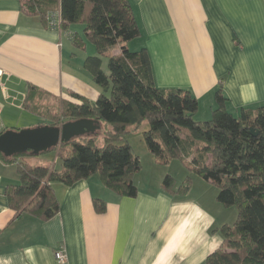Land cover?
<instances>
[{"label":"crops","instance_id":"obj_1","mask_svg":"<svg viewBox=\"0 0 264 264\" xmlns=\"http://www.w3.org/2000/svg\"><path fill=\"white\" fill-rule=\"evenodd\" d=\"M128 1L140 35L126 48L148 51L159 89L186 90L198 100L199 122L211 119L220 88L233 115L264 106V0ZM75 28L83 29L47 27L23 11L22 0H0V114L6 131L48 125L27 107L33 96L98 99L101 89L84 67L97 50L91 44L95 50L88 52V43L80 54L68 36L82 35ZM54 156H32L40 161L34 166L61 167ZM138 156L146 162L134 177L135 197L117 195L99 175L70 187L54 184L61 208L48 221L30 214L15 218L6 190L20 178L14 164L0 159V264H62L57 251L65 252L66 264H206L222 246L219 231L226 225L218 194L207 193L214 187L178 160L163 165L152 153ZM149 171L157 178L144 176ZM188 174L192 186L183 195L177 186ZM167 175L175 181L172 192L163 186ZM95 200L106 203L104 213L95 211Z\"/></svg>","mask_w":264,"mask_h":264},{"label":"trees","instance_id":"obj_2","mask_svg":"<svg viewBox=\"0 0 264 264\" xmlns=\"http://www.w3.org/2000/svg\"><path fill=\"white\" fill-rule=\"evenodd\" d=\"M22 4L26 14L47 27L66 32L83 27L84 39L73 33L68 36L82 50L88 43L95 46L97 55L87 57L84 67L101 89L96 101L73 93L77 102L60 100L54 113L46 103L32 102L37 100L33 94L27 107L54 127L98 120L103 145H98L101 130L61 143L49 151L61 161L60 168L29 164L25 159L30 153L11 158L0 153L2 161L16 166L20 178L19 185L6 190L15 218L30 214L42 221L52 219L61 208L54 184L70 187L94 175L117 195L135 197L134 177L142 161L128 136L131 128L148 122L144 139L161 164L180 161L190 174L218 189L217 201L224 208L238 210L234 226L221 227L222 246L208 256L206 264H264V106L243 108L235 116L228 111V99L220 88L211 119L199 122L198 100L186 90L159 89L148 51L134 53L126 48L140 35L128 0H22ZM118 46L120 54L113 55ZM103 59L108 61V72ZM163 186L172 192L173 177L167 175ZM191 186L190 175L180 190L188 192ZM94 209L102 214L107 205L95 200Z\"/></svg>","mask_w":264,"mask_h":264},{"label":"water","instance_id":"obj_3","mask_svg":"<svg viewBox=\"0 0 264 264\" xmlns=\"http://www.w3.org/2000/svg\"><path fill=\"white\" fill-rule=\"evenodd\" d=\"M102 128L100 121L81 119L60 127L37 126L23 130H7L0 135V153L6 158L30 153L39 156L74 139L93 135Z\"/></svg>","mask_w":264,"mask_h":264},{"label":"rangeland","instance_id":"obj_4","mask_svg":"<svg viewBox=\"0 0 264 264\" xmlns=\"http://www.w3.org/2000/svg\"><path fill=\"white\" fill-rule=\"evenodd\" d=\"M76 31H78L80 34H82L81 36H83V29L81 30V28H75ZM89 47H90V50H88V52H91L92 50L94 51L95 48L89 44ZM86 51V50H85ZM79 52L80 54H83L84 51L82 49L79 48ZM104 60V59H103ZM104 65H103V68L106 72H108V61L105 59L104 60ZM40 99V97H39ZM37 100L36 99H33L32 102H36ZM40 101L46 103L45 105L48 106V108H51L52 109V112L54 113L55 112V108L56 107H60V100H55V99H50V98H41ZM38 103V101H37ZM41 106V104H40ZM45 107V106H44ZM256 110V109H255ZM235 116H238V114H235ZM35 128V127H34ZM20 130H23V129H20ZM149 131V125L148 124H142L140 127H138L137 129L133 130L131 132V137H130V142L131 144L135 147L134 151H138L136 154L137 155H140L141 156V153L144 154V152L146 153H151L147 147V144L145 142V139H144V133ZM102 133V131L100 132ZM102 134L100 136V139L98 141V145L102 146L103 145V140H102ZM133 147V148H134ZM141 152V153H140ZM55 155V152H48V153H45V154H42V155H39V156H34V157H37V159H47V160H53L55 158L56 160V157L54 156ZM154 156V155H153ZM29 158H27V162L32 164V165H35V164H38L40 161L37 160L36 158H33L32 156H28ZM156 158V156H154ZM143 161V159H141ZM143 162H146V161H143ZM59 163H61V161L59 160ZM43 164V163H42ZM58 168H60V165H58ZM144 176H148L149 178H157V173L155 171H152V172H147ZM188 176H190V174H188ZM187 179V177L185 178V180ZM180 182V181H179ZM180 184V183H178ZM184 185V182H182L180 185L177 186L178 190L181 189V187ZM212 187H214V189L212 188H209L207 193H208V196L211 197L214 193V195L218 194V189L214 186V185H211ZM180 194H183V195H186L187 194V191L185 190H180ZM218 196V195H217ZM224 210L226 211L225 212V220H226V225L228 226H234L235 222L237 221V218H238V210L236 207H232V208H224Z\"/></svg>","mask_w":264,"mask_h":264},{"label":"built area","instance_id":"obj_5","mask_svg":"<svg viewBox=\"0 0 264 264\" xmlns=\"http://www.w3.org/2000/svg\"><path fill=\"white\" fill-rule=\"evenodd\" d=\"M2 75H3V72L0 70V78L2 77ZM5 131H6V128L4 126V123L1 119V114H0V135L4 133ZM55 258L57 259L59 263H62V264L67 263V256L64 251H57L55 253Z\"/></svg>","mask_w":264,"mask_h":264}]
</instances>
